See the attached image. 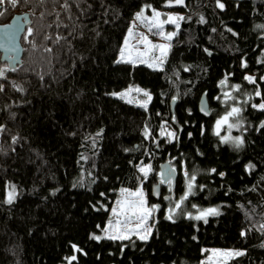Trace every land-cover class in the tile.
Segmentation results:
<instances>
[{"label": "trees", "instance_id": "obj_1", "mask_svg": "<svg viewBox=\"0 0 264 264\" xmlns=\"http://www.w3.org/2000/svg\"><path fill=\"white\" fill-rule=\"evenodd\" d=\"M167 1L0 2V23L32 20L21 65L0 55V264H204L209 248L244 252L227 264H264V0H186L161 68L118 61L138 11ZM129 86L151 93L146 108L115 96ZM234 107L241 145L214 130ZM167 160L177 196L196 178L187 209L218 215L168 218L174 192L152 197ZM140 187L161 204L149 236L94 239L121 191Z\"/></svg>", "mask_w": 264, "mask_h": 264}, {"label": "rangeland", "instance_id": "obj_2", "mask_svg": "<svg viewBox=\"0 0 264 264\" xmlns=\"http://www.w3.org/2000/svg\"><path fill=\"white\" fill-rule=\"evenodd\" d=\"M184 6H186V0H183L182 4H177L175 2V0H168L165 3V7H166L165 9L156 8L152 3L145 4L143 6V8L140 11H138V13L143 12L144 16L147 17V20H145L144 22H141V21L137 20L136 16H135V18L132 21V25L129 28V30L131 29V31H132V36H129V31H128V33L124 39L121 51L119 52V55L117 57V60L123 61V62L135 61V63H142V64H146L149 66L151 65V67L161 68L163 65V62L165 60V57L169 53L172 39H173L178 27L176 26V24L164 23L163 28L159 29L156 27H152L150 24V21L154 17L155 12H159L161 14V16H160L161 20H167V17H169V16L183 17L184 12H183L182 8ZM180 21L181 20H178V24H180ZM150 28H151V30H149ZM168 34H173L171 40L166 39ZM143 37H147V40L151 42V45H160V44L166 45L167 46L166 55L163 58H161V53H160L159 49L151 48L150 44L141 43V40L143 39ZM126 41H127V44L125 43ZM122 51L124 53L123 59L121 58V52ZM161 59H162V63H161ZM246 77H252L253 81H255V76L252 74L247 73ZM253 81H251V82H253ZM136 88H139L143 91H141V92H136V91L128 92L129 89H136ZM144 91L148 92L149 95L151 96V93L147 89L139 87V86H129L127 89L115 92L114 94H115V96L122 98L120 94L128 93V95L124 96L122 99H124L128 102L131 101V103H136L138 105H142L143 102L147 100V97H145L143 95ZM226 93L228 94V92H226ZM148 103H149V101L147 102V105H148ZM261 103H264V101ZM261 103L256 104L255 107L258 109H261L259 107V105ZM225 116H227V115H225ZM225 116H223V117H225ZM223 117L216 120L215 125H214L215 133L216 134L218 133L222 142L237 145V143L235 142L237 138H239L243 141V134L239 132V122H238L236 116H229V117L233 118L234 120L232 119L233 121H231V119L228 118L226 123L220 124L219 128H217V122L220 121ZM229 125H232V127H229ZM167 130H169L168 127H165L164 129H162L160 131V135L167 136L168 133H174L172 130H169L168 132H166ZM220 132H221V135L219 134ZM168 136H169L170 140L174 139V136H170V135H168ZM224 138H227V139H224ZM239 145H241V144H239ZM149 167L150 166H145L144 168L150 169ZM147 174H148V172H147ZM147 174H145V175H147ZM189 182L190 181L187 179V186H186L185 194L179 195V196L176 195V191L174 189V187H175L174 182H170L168 184V188L170 189L171 193L174 192V195L172 196L171 201L168 202V205L166 208L167 216L168 217L171 216V219H175L177 217L176 215H178L180 213H184L187 217L194 218L195 216L199 215L201 212H205L208 209H216L220 213L221 209L218 206L207 207V208L195 207L192 210H188L186 207V201L188 199V196L193 192V188H192L191 192H189V190H188ZM137 191L143 192V194H144L143 198L146 201L145 207L148 209H153L151 211V214L149 215L146 223L143 225V228H140V229L137 228V224L139 222L136 220H133L131 223H128L126 227L123 223L121 224V226L119 228L115 227V221L117 219H120L121 221H123L124 217L123 216H120V217L113 216L112 209L117 208V210L119 211V208L117 206V201H123L126 199L130 200V201L138 200L139 197H132V196L128 195V193L137 192ZM9 192H12V190L10 188L7 190V199H8V193ZM169 196H171V194L170 195L167 194L166 197H169ZM184 197H187V199H184ZM13 200H14V197H13L12 201ZM117 201L113 205L111 212H110V220L109 221H112L113 227H109V221H108L106 226L100 229V232L95 233L94 237L99 236V237L103 238V237H109V236H117L123 232L128 236L127 239H129L133 236L140 238L141 235H143L147 238L152 231V224L154 222H156V220L158 219L161 204L160 203H150V201L148 199V189H146L144 187H140L134 191H130V190L121 191L120 196H119ZM181 201H182V203H181ZM178 203L180 204V207L176 208V205ZM210 216H213V214H209L205 218L200 219V220L206 221ZM75 249H77V246H75ZM206 251H207V253H206V256L203 260L204 264H227L231 259L237 257V256H225V255H223V253H225V252H236L235 250H231V249L209 248ZM61 264H65V263H61Z\"/></svg>", "mask_w": 264, "mask_h": 264}, {"label": "snow or ice", "instance_id": "obj_3", "mask_svg": "<svg viewBox=\"0 0 264 264\" xmlns=\"http://www.w3.org/2000/svg\"><path fill=\"white\" fill-rule=\"evenodd\" d=\"M0 2H2V0H0ZM13 2H15V0H13ZM175 2L177 4H182L183 0H175ZM219 7L223 8L224 5L221 3V4H219ZM160 16H161V14L159 12H155L154 13V17L150 21V24H151L152 27H156V28L162 29L164 23L176 24V26L179 27L178 20L183 19V17L169 16V17H167V20H161ZM136 19L141 21V22H144L145 20H147V17L144 16L143 12H141V13H138L136 15ZM19 30L22 31L23 29L20 28ZM149 30H151V28ZM28 33H29V35H31V29L28 30ZM129 36H132L131 29L129 30ZM172 36H173V34H168L166 39L171 40ZM125 43L127 44V41ZM141 43H147V44H150L151 48L159 49L160 53H161V58H163L166 55V51H167V46L166 45H163V44L151 45V42L147 40V37H143V39L141 40ZM123 56H124V53L122 51L121 52V58L122 59H123ZM131 62L135 63V61H131ZM161 63H162V59H161ZM3 75H4L3 71L0 70V76H3ZM246 79H248L249 81H253L252 77H246ZM132 91L141 92L143 90H141L139 88L129 89L128 90V92H132ZM256 94L258 96L260 95L259 92H257ZM120 95L123 98L124 96L128 95V93H122ZM143 95L145 97H147V100L144 101L141 106L146 108L147 107V102L151 100V96L146 91L143 92ZM259 107L261 109H264V103H261L259 105ZM239 112H240L239 108H235V107L232 108L231 112L228 113L227 116L223 117L220 121L217 122V128H219L220 124L226 123L228 118H229V116H233L235 114H238ZM229 127H232V125H229ZM262 127H264V125H262ZM146 135H147V133H146ZM168 135L174 136L175 134L174 133H168ZM224 139H227V138H224ZM235 142L237 143V145L243 143V141L241 139H239V138H237ZM140 171L144 172L145 174H147L149 169L148 168H141ZM212 171L214 172L215 169H213ZM221 175H223V174H221ZM195 179H196L195 176L191 177V181L188 184L189 192H191V190L193 188V183L192 182H194ZM123 191H127V190H123ZM128 195L132 196V197H139V199L138 200H134V201H130V200H127V199L123 200V201H117V206L119 208V211L117 210V208H114V209H112V214H113V216H116V217L123 216L124 220L121 221L120 219H117L115 221V227L119 228L122 223L126 227L128 223H131L133 220H136V221L139 222L137 224V228L138 229L143 228V225L146 223V221H147V219H148V217L151 214V211L153 209H148V208L145 207L146 201L143 198L144 194H143L142 191L131 192V193H128ZM13 197H14V190H13V192H9L8 193V202L9 203L12 202ZM184 199H187V197H184ZM181 203H182V201H181ZM179 207H180V204L178 203L176 205V208H179ZM209 214L218 215L219 212L216 209H208L205 212H201L199 215L195 216L194 219L200 220V219L205 218ZM168 218L171 219V216H169ZM109 227H113L112 221H109ZM260 231H264V224L260 225ZM246 234L247 233H245V232L241 233V235H246ZM93 238L97 239V240L101 239V237H99V236H95ZM108 238L109 239H127L128 236L125 233L122 232V233H120L117 236H109ZM145 238L146 237L143 236V235L140 236V239H145ZM73 247H75V246H73ZM223 255H225V256H241V255H244V252H241V251L225 252V253H223ZM71 259L74 260V259H76V257L73 256Z\"/></svg>", "mask_w": 264, "mask_h": 264}, {"label": "water", "instance_id": "obj_4", "mask_svg": "<svg viewBox=\"0 0 264 264\" xmlns=\"http://www.w3.org/2000/svg\"><path fill=\"white\" fill-rule=\"evenodd\" d=\"M0 4V11L2 9ZM32 25L30 14L27 12L15 14L9 22L0 23V55L1 62L7 63L11 69H15L22 63L24 48L22 37L27 28ZM22 28L23 30H19ZM224 87V84H222ZM199 113L205 118H211L212 109L207 94H203L198 105ZM161 178L152 186V197L155 200L162 198V186H166L170 181L178 177L175 167L168 161L160 164Z\"/></svg>", "mask_w": 264, "mask_h": 264}, {"label": "flooded vegetation", "instance_id": "obj_5", "mask_svg": "<svg viewBox=\"0 0 264 264\" xmlns=\"http://www.w3.org/2000/svg\"><path fill=\"white\" fill-rule=\"evenodd\" d=\"M169 161H170V160H168V162H169ZM170 182H175V181H170ZM170 182H169V183H170ZM169 183H168V184H169ZM168 184H167V185H168Z\"/></svg>", "mask_w": 264, "mask_h": 264}, {"label": "bare ground", "instance_id": "obj_6", "mask_svg": "<svg viewBox=\"0 0 264 264\" xmlns=\"http://www.w3.org/2000/svg\"><path fill=\"white\" fill-rule=\"evenodd\" d=\"M187 97V96H186Z\"/></svg>", "mask_w": 264, "mask_h": 264}]
</instances>
